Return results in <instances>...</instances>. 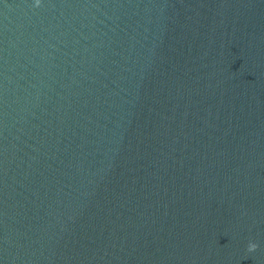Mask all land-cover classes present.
<instances>
[{"label": "water", "instance_id": "1", "mask_svg": "<svg viewBox=\"0 0 264 264\" xmlns=\"http://www.w3.org/2000/svg\"><path fill=\"white\" fill-rule=\"evenodd\" d=\"M0 264H264V0H0Z\"/></svg>", "mask_w": 264, "mask_h": 264}, {"label": "clouds", "instance_id": "2", "mask_svg": "<svg viewBox=\"0 0 264 264\" xmlns=\"http://www.w3.org/2000/svg\"><path fill=\"white\" fill-rule=\"evenodd\" d=\"M37 4H39V0H37ZM258 247V244L255 242H250L248 245V250L249 251H255Z\"/></svg>", "mask_w": 264, "mask_h": 264}]
</instances>
